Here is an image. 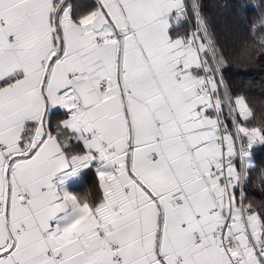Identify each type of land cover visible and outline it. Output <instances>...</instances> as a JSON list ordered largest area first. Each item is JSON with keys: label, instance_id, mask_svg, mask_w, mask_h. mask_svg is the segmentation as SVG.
<instances>
[{"label": "snow or ice", "instance_id": "6c2138e0", "mask_svg": "<svg viewBox=\"0 0 264 264\" xmlns=\"http://www.w3.org/2000/svg\"><path fill=\"white\" fill-rule=\"evenodd\" d=\"M227 66L196 0H0V264H264Z\"/></svg>", "mask_w": 264, "mask_h": 264}, {"label": "trees", "instance_id": "16d2710c", "mask_svg": "<svg viewBox=\"0 0 264 264\" xmlns=\"http://www.w3.org/2000/svg\"><path fill=\"white\" fill-rule=\"evenodd\" d=\"M189 4L191 0H186ZM200 11L215 34L216 43L228 60L224 68V79L232 93L243 92L249 105L255 110L256 117L250 120L256 124L264 112V103L260 101L264 95V55L247 60L248 53L245 40L252 42L249 36L250 27L255 24L257 31L264 32V0H196ZM191 18V11H190ZM194 27V20L181 28L188 31ZM253 159L257 167L264 165V147H255ZM255 175V174H254ZM74 188V187H73ZM249 196L257 200L264 199L259 192L249 189Z\"/></svg>", "mask_w": 264, "mask_h": 264}, {"label": "crops", "instance_id": "0c3cea01", "mask_svg": "<svg viewBox=\"0 0 264 264\" xmlns=\"http://www.w3.org/2000/svg\"><path fill=\"white\" fill-rule=\"evenodd\" d=\"M74 3H78L80 5H87L91 2V0H73ZM181 32H185L183 28L179 29ZM73 190L77 191L80 194L89 193L91 195H94L93 189V178L91 175H85L82 179L76 181L72 185Z\"/></svg>", "mask_w": 264, "mask_h": 264}]
</instances>
